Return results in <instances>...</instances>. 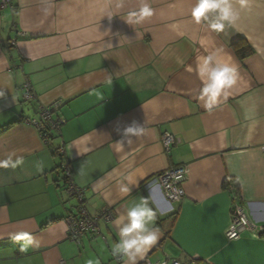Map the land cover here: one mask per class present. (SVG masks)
Masks as SVG:
<instances>
[{
	"label": "crops",
	"instance_id": "crops-1",
	"mask_svg": "<svg viewBox=\"0 0 264 264\" xmlns=\"http://www.w3.org/2000/svg\"><path fill=\"white\" fill-rule=\"evenodd\" d=\"M10 1L12 10L0 9V159L15 154L23 163L0 169V264H122L111 255L112 221H100V236L80 245L68 240L63 219L78 204L64 191L65 163L91 215L108 208L114 219L148 199L160 239L139 264H264V234L224 237L234 194L226 184L248 219L264 225V0H245L236 25L220 33L192 22L194 0H151L154 15L132 24L125 21L140 0ZM214 49L232 58L240 82L209 112L187 69ZM25 82L36 100H21ZM53 105L61 124L51 144L63 146L60 157L24 121ZM133 122L144 134L117 152L115 141ZM165 133L175 138L168 151ZM181 165L185 195L171 204L156 177ZM129 174L137 183L122 195ZM22 232L36 242L27 251L14 239Z\"/></svg>",
	"mask_w": 264,
	"mask_h": 264
},
{
	"label": "clouds",
	"instance_id": "clouds-1",
	"mask_svg": "<svg viewBox=\"0 0 264 264\" xmlns=\"http://www.w3.org/2000/svg\"><path fill=\"white\" fill-rule=\"evenodd\" d=\"M245 6V0H239V7L233 0H194L190 17L194 24L203 23L210 32L220 33L226 26L236 25ZM153 15L151 0H140L139 7L128 13L125 22L140 23ZM199 45L202 48L208 46L203 37L199 40ZM187 70L195 72L200 82L197 100L202 102L203 108L209 112L218 106L221 99L231 96L240 82L236 64L221 49H214L197 57L195 67L190 66ZM143 134V126L135 122L124 127L121 139L115 141L116 151H123L125 145L130 144L134 137L138 138ZM13 155L15 154L0 159V169H16L23 163L22 157L13 159ZM135 183L137 181L132 175L125 176L124 181L119 184V192L122 195L129 194ZM109 195L110 193H106L104 198L108 200ZM156 218V211L149 206L147 198L125 206L123 212L112 220L118 239L112 245L111 255L118 257L122 264H139L160 239L155 227ZM14 239L23 241L22 251H27L30 245L36 243L28 232L19 233ZM88 264H93V261H88Z\"/></svg>",
	"mask_w": 264,
	"mask_h": 264
},
{
	"label": "built area",
	"instance_id": "built-area-1",
	"mask_svg": "<svg viewBox=\"0 0 264 264\" xmlns=\"http://www.w3.org/2000/svg\"><path fill=\"white\" fill-rule=\"evenodd\" d=\"M0 9L12 10L10 0H0ZM22 35V34H17ZM15 41L11 40L10 45H14ZM21 100L24 102H31L36 100V94L28 82L21 85ZM56 105L51 107H40L37 116L33 119L24 120L29 125H32L40 134L44 143L50 147L51 152L57 151L63 155L64 148L62 145L53 147L51 142L58 136L61 121L53 118V110ZM175 143L174 136L165 133L162 135L161 144L164 150L168 151L170 146ZM61 169L64 179V191L68 198L74 199L77 202V213L75 215L66 216L63 221L67 229V238L76 245L82 243V239L86 234L93 236H100L99 222L110 223L113 220V214L110 209L104 208L98 214H89V212L82 205L84 196L83 190L75 186L70 177V168L67 164H62ZM188 174V167L185 165L170 168L156 177V183L162 193L163 198L169 203H179L184 198V190L182 187ZM229 193L233 194V204L230 208V222L224 232V237L227 241H236L241 234L246 231H255L256 238L264 234V225H257L252 223L244 212L243 206L238 204V197L235 193L234 186L227 187ZM113 258L119 262L118 257ZM142 264H180L174 259H164L160 261L144 260Z\"/></svg>",
	"mask_w": 264,
	"mask_h": 264
},
{
	"label": "trees",
	"instance_id": "trees-1",
	"mask_svg": "<svg viewBox=\"0 0 264 264\" xmlns=\"http://www.w3.org/2000/svg\"><path fill=\"white\" fill-rule=\"evenodd\" d=\"M240 42H243L242 40H239V41H237V42H235L232 46L235 48V49H237V44L238 43H240ZM242 58H244V56L242 57ZM22 118H20V119H18L17 120V122H22ZM4 129V128H3ZM52 154L54 155V156H61L57 151H55V152H52ZM230 184H226V187L225 188H227L228 186H229ZM86 235H89V234H86ZM85 235V236H86Z\"/></svg>",
	"mask_w": 264,
	"mask_h": 264
}]
</instances>
